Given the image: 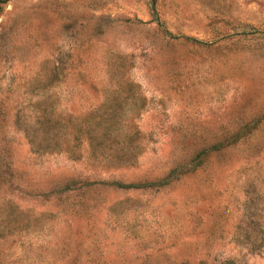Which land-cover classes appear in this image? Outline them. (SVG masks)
<instances>
[{
	"label": "rangeland",
	"instance_id": "rangeland-1",
	"mask_svg": "<svg viewBox=\"0 0 264 264\" xmlns=\"http://www.w3.org/2000/svg\"><path fill=\"white\" fill-rule=\"evenodd\" d=\"M0 264H264V0H0Z\"/></svg>",
	"mask_w": 264,
	"mask_h": 264
},
{
	"label": "trees",
	"instance_id": "trees-1",
	"mask_svg": "<svg viewBox=\"0 0 264 264\" xmlns=\"http://www.w3.org/2000/svg\"><path fill=\"white\" fill-rule=\"evenodd\" d=\"M86 122H89L88 120H86ZM104 121H103V119H101V118H99V120H95V121H93L92 123H93V125L90 127V124L89 125H87V126H85V128H79L78 130H76V132L77 133H79V134H84V135H88L89 136V141L90 140H92V137H91V135L88 133L89 132V130H90V128H92V127H97V126H99L100 124H102ZM117 124H111L110 126L111 127H113L114 126V134L117 132V131H120L122 128H119V127H117L116 126ZM87 130V132H84V131H86Z\"/></svg>",
	"mask_w": 264,
	"mask_h": 264
}]
</instances>
